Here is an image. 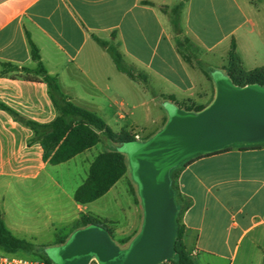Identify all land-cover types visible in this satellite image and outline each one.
I'll use <instances>...</instances> for the list:
<instances>
[{
  "label": "crops",
  "instance_id": "0c3cea01",
  "mask_svg": "<svg viewBox=\"0 0 264 264\" xmlns=\"http://www.w3.org/2000/svg\"><path fill=\"white\" fill-rule=\"evenodd\" d=\"M165 6L181 7V35ZM184 33L192 45L183 48ZM29 36L69 99L96 112L115 132L141 119L163 127L169 115L161 94L177 105L206 107L216 96L215 81L185 59L184 50L212 70L222 69L213 61L226 58L235 40L247 69L264 65V0H0V102L49 123L58 110L42 75L4 66L36 67ZM97 38L116 44L149 82L119 70ZM33 136L30 126L0 107V208L13 234L39 249L59 245L84 227H77L82 215L100 217L93 201L78 202L75 192L111 140L99 142L101 150L97 143L53 164ZM177 185L191 202L182 216L184 241L197 264L264 263V143L203 154L182 166ZM138 216L122 241L131 242L140 231L144 212Z\"/></svg>",
  "mask_w": 264,
  "mask_h": 264
},
{
  "label": "water",
  "instance_id": "95a60500",
  "mask_svg": "<svg viewBox=\"0 0 264 264\" xmlns=\"http://www.w3.org/2000/svg\"><path fill=\"white\" fill-rule=\"evenodd\" d=\"M217 91L200 112L165 100L168 120L147 140H128L118 149L129 156L143 205L141 230L121 247L103 225L76 229L59 245L45 248L54 264H158L177 253L178 213L170 171L187 158L234 143L264 142V86H239L221 69L212 72Z\"/></svg>",
  "mask_w": 264,
  "mask_h": 264
},
{
  "label": "trees",
  "instance_id": "16d2710c",
  "mask_svg": "<svg viewBox=\"0 0 264 264\" xmlns=\"http://www.w3.org/2000/svg\"><path fill=\"white\" fill-rule=\"evenodd\" d=\"M162 9L170 15L175 33L177 35H181L183 33V27L181 24V7L176 6L174 8H169L168 6H165ZM97 40L103 47L108 49L119 70L126 72L133 79H140L146 83L149 82V78L145 73L137 71L126 62L123 53L119 50L116 44L101 38H97ZM182 40L187 43V45H192V41L188 36H184ZM29 41L31 45L32 58L36 62V67L33 69L28 67L19 68L18 66H14L12 64H4V66L9 65L14 69H21L27 73L32 72L42 75L44 81L48 84L50 95L58 110V115L49 123H39L23 117L2 102H0V107L9 110L15 118L27 124L34 130L32 140L41 142L45 151V159L49 160L53 164L67 161L76 154L91 148L99 142H102L104 139L111 140L117 144V147L109 148L95 157L90 166L88 177L75 192V199L78 202H92L104 195L122 176L126 174L129 169L126 154L120 151L118 146L124 141L136 140V138L135 136L126 135L125 132H123L124 130L121 132H115L96 112L72 102L68 95H66L62 90L58 78L48 72L42 61L40 49L33 42L30 36ZM182 54L185 59L191 61L190 55H185L183 52ZM198 63L201 64L200 61H198ZM243 67L242 59L237 53V44L235 40H233L228 54V64L225 66V73L236 85L245 86L247 84L257 83L264 86V65L253 69H245ZM205 72L213 79L211 73L208 71ZM160 97L162 100H167L168 98L163 94H161ZM169 98L171 99V97ZM178 105L186 110L195 112H200L206 108L204 105H198L190 102H184ZM152 135L153 134L149 137ZM263 143L264 142L247 144L258 145ZM234 145L235 143L212 152L195 154L184 160L181 165L172 168L170 171L172 187L175 190L178 205V213L176 216L177 232L175 240L177 253L172 258L175 264H197L184 241L186 228L183 224L182 216L183 212L189 207L191 202L184 199L179 194L177 178L180 170L184 164L191 162L203 154L221 152L230 149ZM92 223L103 225L109 230L110 234H112L111 226H109V220L103 219L91 213L82 215L77 223V227L87 226ZM64 242L65 240H61V243ZM0 247L9 253H16L19 250H24L30 253L34 252L36 249V245L33 242L14 235L7 227L1 208ZM43 257L46 259L48 264H54L48 255L45 254Z\"/></svg>",
  "mask_w": 264,
  "mask_h": 264
},
{
  "label": "rangeland",
  "instance_id": "374dc122",
  "mask_svg": "<svg viewBox=\"0 0 264 264\" xmlns=\"http://www.w3.org/2000/svg\"><path fill=\"white\" fill-rule=\"evenodd\" d=\"M257 1L260 2L261 0H257ZM184 35L185 33L181 36V45H182L181 47L183 48L187 46V43H185L182 40ZM184 54L188 55L185 50H184ZM190 59L191 62L197 63L202 67V69L211 73V75L212 72L215 70V69L212 70L207 62L201 61V64L198 63L197 56H194L193 54L190 56ZM213 63L217 65L219 64L220 67H222L221 70L225 72V66L228 64V55L223 60L222 59L221 61L215 60L213 61ZM243 68L247 69L245 66ZM168 99L170 98L168 97L167 100ZM155 114L156 112H154V115ZM124 127L126 130H124L123 132H125L126 135L135 136V134H140L141 140H147L148 138H150L149 136L151 135L150 133L152 131L158 129L155 132L157 133L159 130L163 128L162 122H157V123L153 122L152 118L147 119L146 121H144V119H141L139 124H136L134 126H124ZM118 128L119 127H117L116 129ZM235 144L239 145V144H247V143H235ZM110 145L111 148L117 147V144H115L112 141H110ZM102 148H103V143H98L96 145V149L101 150ZM125 154L129 168L126 174L118 181V183L112 189V191L106 193L105 195H103L102 197L91 203L93 204L92 206L94 208V212H98L101 218L109 220V226H111L112 229L111 236L114 239V241L121 247L128 246L130 242L129 240L122 241L120 237L125 233H129L131 230L130 226L138 223L139 221L138 215L140 214V212H142L143 214V207H142L143 205L139 193L138 184L132 176L131 166L129 163V156L127 153ZM115 228H118V230H115ZM46 247L49 246L47 245H45L44 247L41 246V248L35 249L34 252H30V253L26 252V255L33 258L43 257L45 254L47 255L45 251Z\"/></svg>",
  "mask_w": 264,
  "mask_h": 264
},
{
  "label": "built area",
  "instance_id": "2783aa9c",
  "mask_svg": "<svg viewBox=\"0 0 264 264\" xmlns=\"http://www.w3.org/2000/svg\"><path fill=\"white\" fill-rule=\"evenodd\" d=\"M137 140H141L140 134H135ZM0 264H48L44 257L33 258L28 255H18L17 253H0ZM89 264H98L96 258H93ZM158 264H175L172 258L161 261Z\"/></svg>",
  "mask_w": 264,
  "mask_h": 264
}]
</instances>
